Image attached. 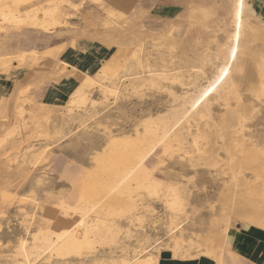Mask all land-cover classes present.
Here are the masks:
<instances>
[{
	"label": "rangeland",
	"instance_id": "rangeland-1",
	"mask_svg": "<svg viewBox=\"0 0 264 264\" xmlns=\"http://www.w3.org/2000/svg\"><path fill=\"white\" fill-rule=\"evenodd\" d=\"M37 1L35 3L36 0H33L35 4L32 8L44 6L48 0ZM68 1L73 6L65 3L66 1L46 5L49 7L48 11L52 12L50 16L57 22L47 31L25 26L19 31L8 30L0 33L2 53L8 57H14L18 53L24 55L20 63L12 60L6 66L0 65V84H4L2 78L7 80V85L4 84L5 90L0 92V95H4L0 96V104L3 103L0 105V264H12L17 251L13 243L17 238H26L28 232H33L37 227L48 226L51 220L58 229L63 226V221L77 220L76 210L59 208L56 204L59 199L68 197V193L64 194L66 189L71 192L75 188L74 183L68 187L67 182L59 178V172L67 161L78 162L91 157L90 150L104 152L99 154V162L90 171L88 179L77 189L76 199L80 197V200H70L69 204L74 207L87 203V207L93 209L92 212L99 213L100 218L105 216L101 211L113 210L114 214L105 218L108 217L110 223L120 224L122 229L116 235L121 245L115 248L105 237L98 240V234L93 228L89 238L95 242L91 249H83L84 254L80 257L85 261L71 264H94L91 256H107L110 249L119 263L127 248V253L132 255V247L137 239L146 240L147 250L158 242L169 241L170 227L175 228L173 231L179 237L177 254H194L182 260L204 256L203 251L206 255L212 254L213 246H220L223 233L231 224L249 221L250 217L264 213V150L255 149L254 143L248 137L259 128L260 122L264 123V105L259 111H254L245 99L246 96L264 95V61L261 53L264 46V28L259 26L260 23H246L247 12L254 16L248 9V0L240 10L239 31L235 26L237 23L233 2L226 12L216 10L203 26L188 18L189 0H103L107 7L123 13L118 19L108 16L103 7L92 0ZM32 8L25 6L19 10L24 12ZM36 13L42 17L41 12ZM234 30L240 35L236 41V50L230 42L234 38ZM166 35L177 39L179 46L172 54L183 58H190L206 45H210L212 52L218 48V51L212 53L213 58L209 63L214 69L210 66L196 86H179L164 81L163 89H143V95L139 98L126 97L127 93L123 92V97L120 96L117 100L107 96L106 102L99 89L94 87L89 99L96 100L95 105L74 107L72 117L68 116L63 107L64 99L57 104L45 102L47 87L58 83L68 71V68L62 70L58 62L62 51L67 47L90 40L104 46L107 56L113 57L117 54L109 50L108 46L117 45L130 49L141 45L144 51L140 56L148 57L153 64L159 63L161 54L166 61L169 59L168 51L162 46L165 44ZM238 62L244 68L250 67L258 72V79L261 80L259 89L253 85L247 91H242L240 84L233 85L234 80L231 77ZM72 69L69 71L74 73ZM99 71L100 67L96 72ZM217 77L219 81L210 98L201 97L206 80H215ZM77 83L78 78L72 91ZM170 87L175 88V91L168 90ZM20 91L21 98L16 99L17 92ZM19 105L22 107L20 114ZM41 107L49 111L50 119H45L41 126L28 123L24 128L22 121L29 119L30 108ZM84 110H87V114ZM149 115L153 116L150 121L145 117ZM178 119L179 124L173 129L172 124ZM138 121L139 131L142 130L141 124L146 122L151 123L150 128L155 130L157 127H153V124L156 123L158 134L142 135L137 139L123 138L115 147L108 142L119 131L131 133ZM165 124L172 127L176 135L178 132V135L173 137L171 134L159 146L160 128ZM14 144L18 146H13ZM31 145L37 151L46 150L47 159L41 158L30 164V157H27L22 164V156ZM167 147L170 149L167 150ZM110 162L113 165L108 164ZM132 169L143 172L140 185L143 184L145 193H142L140 185L131 182L128 201H133L134 206L129 210L131 214L127 213L130 218H126L127 215H122L127 212L122 202L128 199V195L120 190L123 184L121 178ZM155 179L162 180L166 186L156 189L154 193L153 189L157 187L153 186L152 181ZM166 188L169 190L168 194ZM113 193H118L119 196L111 197ZM29 196H33L34 201ZM23 197L29 199L25 200ZM166 197L167 203L164 205L163 200ZM168 204L170 207H166ZM139 216L141 219L134 221L133 227L131 221ZM90 220L91 218L87 219L88 222ZM102 241L105 245H100ZM172 246L173 243L170 242L167 247L159 250L171 252ZM35 252V249L32 250L33 264ZM19 258L21 257L18 256Z\"/></svg>",
	"mask_w": 264,
	"mask_h": 264
},
{
	"label": "bare ground",
	"instance_id": "bare-ground-1",
	"mask_svg": "<svg viewBox=\"0 0 264 264\" xmlns=\"http://www.w3.org/2000/svg\"><path fill=\"white\" fill-rule=\"evenodd\" d=\"M60 1H66V0H48L46 2L47 3L46 5L47 6L56 5L58 2L60 4ZM92 1L100 3V2H98L99 0H92ZM228 1H229V4H228L229 7H230V3L231 2L234 3V11L233 12H234V15L236 17V23H237L235 26H236V30L238 29V31H239L240 27H241V18H240L241 16L239 17L240 7H241V5H243V3L246 0H228ZM37 2L38 1L36 0L35 3H37ZM32 3H33V0H0V33L2 31L7 32L8 30H10V31L11 30L19 31L25 26H31V27H34V28H40V29H42L44 31H47L50 27H53L54 25L57 24V22L50 16V14H52V12L50 13L48 11L49 7H47L46 5H44V6H40L39 5L36 8H32L34 6V4H35V3H33V4ZM25 6H27L28 8H32V9L31 10H26L24 12L19 10L20 7H25ZM36 11L37 12H41L42 17L37 16L36 15L37 14ZM256 19H258V18H256ZM205 22L204 23H199V24L203 25V24H205ZM234 29H235V27H234ZM234 32H235V30H234ZM151 37H152V35H151ZM166 37H167V35H166ZM239 37H240L239 32H235L234 38L230 41L231 44L233 45V49H235V50H236V41L238 40ZM197 38H198V36H197ZM210 38H211V36H210ZM229 38H230V36H229ZM224 41H226V40H224ZM162 46L164 47V49H166L168 51V53H169L168 58L169 59H168V61H166L165 57L161 54L159 56V58H158L159 59V63H153V64H151L149 62V58L148 57L144 56V58H143V57L140 56L141 52L144 51V50L141 49V47H142L141 45H138L137 47L134 46V47H132L130 49L126 48V47H120L115 52V54H117V56L115 55V56L111 57L110 59H108L107 61H105L104 63H102L100 65V71L99 72H96L93 75H84V77L82 78L83 79L82 83L80 82L81 85L78 86L74 91H72L67 96L66 101L64 100L65 103H64L63 107H64V109H66L65 111L67 112L68 116L72 117V115H73L72 112H73V108L74 107L79 108L80 106L82 107V106H87V105H90V106H94L95 105L96 100L89 99V94H90L91 90L94 87L99 89V91L102 94V98H103L104 102L107 101V96H111V97L114 98V100H117L118 98H120V96L123 95L122 94L123 92L127 93L126 97H134V96H136V97L139 98V97H141L143 95L142 94L143 93L142 92L143 89L144 90H148V91L149 90H161V89H163L164 88V85H163L164 81H170L171 84H173V85L179 84V86H184V85L185 86L187 85L186 87H188V85L189 86L190 85L191 86H196V84L199 82V79L201 78V76L206 72V70L210 69V66H211L212 70L214 69V66L213 65H209V63H211L212 58H213L212 57L213 56L212 53L218 51V48L214 49L213 52H212L211 48H209L210 45H206L205 47H203L201 49V51H197V52H195V54L191 55L190 58H188V56H184L185 58H183V57H181L179 55H173L172 54V53H174L173 51H175L176 48L179 46V42L177 41V39H175L171 35H169L166 38L165 44L162 45ZM219 49H220V46H219ZM152 51H153V49H152ZM261 53H262V58H263V61H264V53L263 52H261ZM181 54H183V52ZM23 57H24L23 54L16 55L14 57H8L6 55H1L0 54V65L3 66L5 64H8L9 62L12 61V59H16V58L20 59V61H21L23 59ZM62 63H64V62H62ZM208 65H209V67H208ZM64 66H66V65H64ZM66 67H68V66H66ZM235 69H236V71H234L235 73L231 77V79L234 80L233 85L234 84L236 85L238 83L243 88V87H250V86H252L254 84V74H253V72H252L250 67H245L244 68L241 65V63L238 62V66ZM259 77H260V73H259ZM204 78H205V76H204ZM212 79L213 78H210V79L206 80V86L204 85L205 86V88H204L205 90H204V92H201L202 93L201 97L207 96L208 99H209L210 96H211V92L213 90H215V85L219 81V78L217 77L215 80L214 79L212 80ZM262 81H263V79H262ZM237 89H239V88H237ZM168 90L175 91V88L170 87ZM197 90H199V89H197ZM20 94H22V91L17 92L16 99H20L21 98ZM0 96L4 97V95H0ZM200 98H198V99H200ZM212 98H213V96H212ZM18 101H20V100H18ZM18 101H17V104H18ZM176 102H177V100H176ZM124 103H126V102H124ZM103 104H105V103H103ZM0 105H3V103L0 104ZM117 106H119V105H117ZM18 108H19V111L18 110L17 111L20 114L22 112L21 111L22 109H20V108H22L21 105H19ZM101 108H103V107H101ZM106 108H107V105H106ZM89 109H91V108H89ZM173 109H174V107H173ZM179 109L181 110V108H178V110ZM83 112H86V114H87V110H84ZM148 113L150 114V112H148ZM173 113H174V111H173ZM83 115H85V114H83ZM99 115H100V113H99ZM145 117L148 118V120L150 121L153 116L149 115V116H145ZM28 118L29 119L22 121V125L24 126V128H26L28 126V123H32V124L37 125V126H41L44 123L43 121H45V119H50L49 111L45 110V108H43V107L38 108V109L30 108V112H29ZM63 121H64V119H63ZM155 124H153L154 126L153 125L152 126L158 128V126L157 125L155 126ZM177 124H179V119L177 121H174V123L172 124L173 129H174V126L177 125ZM141 125H142V130L141 131L138 130L139 121L137 122V124L134 125V127H133L134 129L132 128L133 130H132L131 133L118 130L119 133L115 134L116 136L109 138L108 142H110V144L115 147L116 144H118L119 140L123 139V138H128L129 139V138L132 137V139H134V138L137 139V137H140L142 135L143 136L144 135H149V134L151 135V134H155V133L158 134L157 133V128L155 130L150 128L151 123L149 124V122H146V123H143ZM259 125H261V124H259ZM57 127H59V126H57ZM172 127H167L166 124H165L163 126V128H160L161 129L160 132H159V129H158V132L161 135L160 139L157 138L161 142L159 144V146H161L162 143H165L164 140H165L166 137H169V136L171 137V134H172L173 137L176 135V131L174 130L175 131L174 132ZM175 128H176V126H175ZM181 128H183V126ZM186 128L187 127H185V129ZM177 131H180V130L177 129ZM8 132H9V130H8ZM10 133H12V132H10ZM45 133L48 134V131L45 130ZM179 134H180V132H179ZM177 135H178V132H177ZM177 135H176V137H177ZM190 136H192V135H190ZM155 137H154V139H156ZM179 137L182 138V136H179ZM7 138L10 139V137H7ZM181 138H178V140L181 139ZM5 139H4V141H5ZM169 139H171V138H169ZM192 139H193V137H192ZM12 140L13 139L10 140L11 143H12ZM162 141H164V142H162ZM176 141H177V139H176ZM193 142H194V140H193ZM4 143H2V144H4ZM17 143H19V142H17ZM95 143H97V142H95ZM166 143H168V141ZM168 144H166V145H168ZM13 146L17 147L18 144H14ZM38 146L39 145H37V147ZM95 146H97V144ZM194 146L196 147V145H194ZM16 147H15V149L19 150ZM28 148H29V150H26L25 153L23 152L24 153L23 156L21 155L22 158H23L22 159V164L25 163L27 157H30V159H29V163L30 164H34L37 160H39L41 158L43 160L47 159V154L48 153H47L46 150L42 149L41 151H37V150H35L33 145H31ZM95 148H97V147H95ZM164 149H162V150L164 151ZM168 149H170V148L167 147V150ZM101 152H104V151H91L90 150L91 157L80 159V160H78L79 162L67 161L64 164L62 170L60 171L59 178L65 180L67 182V186L68 187H70V185L74 183L75 188L71 192H67L68 190L66 189L64 194L68 193V197L66 199L63 197L62 198L63 200L59 199L56 204H57V206H59V208H63V209L64 208L65 209L69 208V209H71L73 211L76 210L75 212L78 213V214H76L77 215V220L63 221V224H62L63 226H61L60 229H58V227L55 226L54 223H51L52 222V220H51V222H50V224L48 226H46V227L44 226V228L43 227H37L33 232H28L26 238H24V237L17 238L16 242L13 243V244L16 245V250L17 251L14 253V256H13V259H12V262H11L12 264H33V262L31 261L32 260L31 256L33 255L32 250H34V249L36 250V252L34 254L35 258H33L34 264H69L71 262H76V263L84 262L85 260L80 258L84 254L83 253V249H86V248L87 249H91L93 243L95 242V241H92L89 238V233L92 232L93 228H95V230H96L95 233L97 232L96 234H98V237H99L98 240L100 239V237L101 238L105 237L107 239L106 241H109V243L112 244L113 247L118 248L117 246H119L120 240L117 238L116 232L117 233L120 232V230L122 228H121L120 224H118L117 222L110 223L108 221V219H107L108 217L105 218V216L113 215L114 214L113 210L109 209V210H106V211H101L100 213H102V215L104 214L105 216H102V218H100L98 216L100 214L97 213L96 211L92 212L93 209H89L87 207L88 206L87 203L82 205V206L81 205L80 206L75 205L74 207H71L70 204H69L70 200H72V201L74 200V202L80 200V197H79V199H76L77 198L76 197L77 189L80 188L83 185L82 183H83L84 180L88 179L90 171L92 172V170L95 169V166H97V163L99 162V154ZM2 153H4V152L2 151ZM14 156H15V154H14ZM16 158H13V159H16ZM9 161H10V159H9ZM13 161H15V160H13ZM108 164L113 165V163H111V162L108 163ZM33 167H34V165H33ZM16 173H18V172H16ZM142 173L143 172L141 170H137L135 172V170L132 169V170H129L128 174H126L124 177L121 178V181H123V184L121 185L120 190H124V192L127 193L128 199L125 200L126 202L125 201L122 202L123 206H124V209L127 212L126 213H124V212L122 213L121 212L122 210L119 211V212L122 213V215H127L126 218H130V216H128L127 213H129V210L132 209L133 206H134L133 201L132 202L130 201L131 203L128 201L129 198H130V191H131V190H129L130 189L129 187L131 185V182H136L137 186L140 185V183H142L141 182L142 181ZM146 181L148 182V180H146ZM149 181H151V180H149ZM152 183L154 184L153 185L154 187H157L155 189L152 188L154 190V193L156 192V189L166 186V185L163 184L162 180H160V179H155L154 181H152ZM62 185H64V184H62ZM140 187L142 188L141 189L142 193H145L144 192L145 189L143 190V188H144L143 184H142V186L140 185ZM145 187H146V185H145ZM166 191H167V194H168L169 190H167V188H166ZM142 193H141V195H143ZM139 194L140 193H138V196H139ZM2 195H3V193H2ZM116 196H119L118 193H113L111 195V197H116ZM146 196H145V198H146ZM175 197H177V196L175 195ZM29 198L32 201H34L33 200V196H29ZM29 198L28 197L27 198L23 197V199H25V200L26 199L28 200ZM163 201H164V205H166L165 203H167V197H166V200H163ZM24 202H26V201H24ZM18 203H19V201H18ZM169 204H171V202ZM169 204L166 207H170ZM146 205H147V203H146ZM63 209H61V210H63ZM132 211H134V210H132ZM147 211L149 213V210H147ZM248 212H249V210H248ZM92 214H96V215L95 216H91ZM130 214L131 213H129V215ZM250 214H248V216ZM89 218H91V220L88 222L87 219H89ZM139 219H141L140 216L137 217L135 220H132L131 223H133L134 221H138ZM250 219H251V217H250ZM65 225H67V228L65 227ZM132 225H133V227H135L134 223ZM168 225H170V224H168ZM167 228H168V226H167ZM174 229L175 228L171 229V227H170L169 235H168L169 241H167V242H158L151 249L149 247L150 250H147V247L145 245L146 244V240L145 239L144 240H139V239L135 240L136 243L133 245L132 251H131L132 255H129L127 253V251H126L128 249L127 248L125 250V252L123 253V255H121L123 259H121L119 261V263H118L117 258L114 256V252L112 251V249H110V251L107 254V256L102 255L101 257H98L96 255H93V256H91L90 259H91L92 262H94V264H158V258H159V255H160V250L159 249L163 248V247H167L168 243H170V242L173 243V246L170 247V249H171L170 251H171L173 257L178 256V254H177V250L178 249H176V246H178L179 241L177 243V240H178L179 237H176L175 231H173ZM166 232H168V231H166ZM189 241H190V239H189ZM102 243H103V241L100 243V245ZM18 256H20L21 258L18 259ZM191 256H193V255H191ZM71 257H77L79 259H71ZM10 258H12V257H10ZM173 259H175V258H172V260Z\"/></svg>",
	"mask_w": 264,
	"mask_h": 264
},
{
	"label": "crops",
	"instance_id": "crops-1",
	"mask_svg": "<svg viewBox=\"0 0 264 264\" xmlns=\"http://www.w3.org/2000/svg\"><path fill=\"white\" fill-rule=\"evenodd\" d=\"M246 1L243 3V5H241L240 10L246 4ZM98 2H100L98 4L103 7L108 16L114 17L115 19L121 18L123 16V13L116 12L112 8L107 7L103 0H99ZM65 3L73 6V4L68 0H66ZM228 4V0H189L190 10L188 13V18L196 23H204L208 18L214 15L216 10L220 9L226 12V10L229 8ZM248 9L254 14V18L251 16L250 12H247L246 23H260L259 26L264 28V0H248ZM247 17L249 18L247 19ZM108 25L110 26L111 24ZM120 47L122 46L113 45L108 46L107 48L115 53ZM262 48L263 49L261 50V52L264 53V46ZM105 50L106 48L104 46L90 40L80 41L75 46H69L64 49L58 62L61 64L59 65V67L62 70H67L68 68V71H66L63 79H61L58 83L47 87L44 96L45 102L57 104L59 102H62L63 99L66 101V95L70 91H72L73 85L77 81L78 77L79 82L74 87V90L81 85L84 75H93L99 69L102 63L112 57L110 55L107 56V52ZM0 54L8 56L7 54L2 53L1 50ZM20 54L22 53H18L16 55ZM12 60H16L20 63L23 59L21 61L17 58ZM70 68H73L74 73L69 71ZM251 70L254 74L253 85L258 86L259 89L260 81L258 79L257 73H255L256 71H254V69ZM1 81L4 82L5 85H7V80L5 78H2ZM4 84H0V91L2 92L5 90ZM252 86L243 87L242 91H247L248 89L252 88ZM262 90L264 91V88H262ZM245 99H247L246 102L249 103L254 111H259L260 108H262L261 106L264 105V95L257 97L246 96ZM260 124L261 125L258 124L259 128L255 129L254 134L252 136L249 135L248 137L252 140V143H254V146L256 147L255 149L263 151L264 123L260 122ZM263 221L264 213L252 216L249 221H238L231 224L224 233V237L220 243V246L215 247L214 245V251L210 255L204 254L203 251L202 255L204 256H199L197 258L189 260H182L183 258H186L188 256L190 257L194 254L178 255L176 257H173L171 252L162 251L160 252L158 258V264H264ZM171 257L175 259L172 260Z\"/></svg>",
	"mask_w": 264,
	"mask_h": 264
}]
</instances>
